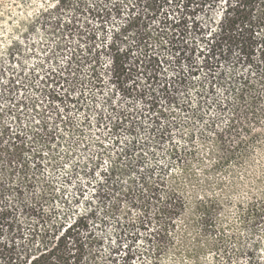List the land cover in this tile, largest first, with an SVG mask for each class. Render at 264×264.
Returning a JSON list of instances; mask_svg holds the SVG:
<instances>
[{"label": "rangeland", "instance_id": "rangeland-1", "mask_svg": "<svg viewBox=\"0 0 264 264\" xmlns=\"http://www.w3.org/2000/svg\"><path fill=\"white\" fill-rule=\"evenodd\" d=\"M214 1L195 15L204 29L216 28L234 4ZM150 6L155 13L145 18V0H0V264L27 245L54 246L61 229L81 216L87 226L76 228V236H96L94 264H264V223H240L247 207L264 201V72L230 59L222 62L226 84L202 94L208 82L199 50L207 46L199 35H178L182 1ZM96 7L103 18L90 15ZM129 7L158 35L146 51L133 29L114 34ZM171 39L188 53L178 66L170 62ZM112 44L128 67L127 74L119 68V79ZM151 54L168 58L155 80L142 66ZM191 62L199 67L194 75L187 73ZM179 71L185 82L173 83L165 102L159 83ZM243 75L262 95L254 113L241 112L231 129L233 139L256 136L245 157L214 137L233 117L227 82ZM152 93L167 113L157 125L148 105ZM14 146L28 162L26 175L14 169L17 156L8 159ZM110 169L116 174L98 185ZM143 180L166 188L150 197ZM44 188L51 201L38 199ZM171 188L187 199L184 209L165 202ZM219 230L237 233L238 256L226 260V251L213 250ZM235 246L229 241L226 249ZM128 248L133 256L125 259Z\"/></svg>", "mask_w": 264, "mask_h": 264}, {"label": "trees", "instance_id": "trees-1", "mask_svg": "<svg viewBox=\"0 0 264 264\" xmlns=\"http://www.w3.org/2000/svg\"><path fill=\"white\" fill-rule=\"evenodd\" d=\"M174 1H177L178 3L182 1L183 4V6H181L183 12L177 19V25L179 26V30H177L178 35L181 36V39L185 38L187 34L199 35L203 43L207 46L205 49L199 50L200 55L203 56L202 65H200V67L205 69V75L208 82L205 91L201 92L202 94L203 92H213L216 85L226 84L224 76L221 75L222 62L229 61L230 59H232L231 61L234 66L244 65L247 67H256L259 72H264V0H234V4L227 7L223 20H221L220 24L213 29H204L200 26L196 21L195 15L199 10L206 7V5H214V0ZM82 3H84V1H81L80 5H82ZM150 3H152V0H145V7L149 11L145 18H149L155 13L150 6ZM132 4L133 3L129 6H133ZM111 10L116 14H119L120 7L118 3H114ZM128 11L129 14L127 15L126 23L120 27L118 32H114V34L115 36L123 35L129 29H133L136 42L140 43L146 51L154 45L153 42H155L158 35L152 37L146 23H143L142 15L134 11L133 7H129ZM103 12L104 9L97 7L89 9L90 15L98 19L104 17ZM164 19L168 20L166 17ZM88 38L90 41L93 37L90 35ZM167 45L169 46V50L172 52L171 55L173 57L170 62L172 61L174 65L178 66L182 62V59H187L186 56H188V53L181 49L182 45L178 42L171 39L168 41ZM110 49L114 50L115 54L111 59L116 70V75L114 76L116 79H119L121 76L119 68L123 67L124 72L127 74L128 67L125 65L123 54L114 47V44L111 45ZM143 62L144 65L142 66H149L153 72L150 73V79L155 80L158 78L159 70L161 68L163 69V63L167 64L168 58L160 59L155 54H151L148 55V60H144ZM198 69L199 67L191 62L187 69V73L188 75H194ZM178 74L180 75L170 82L164 80L161 84L159 83L157 90L163 94L165 102H169L170 98H172L171 85L173 86V83L180 84L185 82L186 75L184 71H179ZM260 76L261 80L259 81V84H262L264 83L262 80L264 76L263 74ZM254 85H256V83H254L247 75H243L238 79H229L226 85V90L229 96H232L234 100L232 106L233 117L229 124L226 123L224 129H220L222 131L218 130L214 132L217 145L226 148L229 152H232L233 149H238L242 157L246 156L249 148L248 143H253V138L256 136H252L253 138L249 141L240 138V136L233 139L231 129L235 125V117L240 115L241 112H245V114L254 113L255 106L259 102L260 97H262L260 91L254 88ZM120 88L124 92L127 91V88L124 85H121ZM152 90L154 92L155 89ZM156 96V94L152 93V97L148 100L149 109L155 112L154 116H152V121L155 125L159 124V118H161V116L165 117L167 115L166 109H161L158 106ZM244 102L246 103L244 104ZM228 104H230L229 100L226 102V106ZM241 107H244L243 110ZM262 112L264 113V109H262ZM14 150V154L9 155L8 159L12 160L14 156H17L18 158L16 161L18 164L14 169L18 172H23L26 175L28 162L22 159L20 152L16 153V148ZM106 173H104L105 183L100 181L98 182V185L102 184V186H105V184L109 182L110 176L116 174L114 169H110L109 171L106 170ZM256 183H259V181H256ZM142 185L147 189L150 197L156 194L159 188H166L163 182L157 180L152 182L143 180ZM43 190L44 191L39 194L38 199L41 200L47 198L51 201L54 198L53 195L45 188ZM164 198L165 202L172 205L175 209H184L188 203L187 199L177 189L171 188L169 191H166ZM206 202L201 200L197 201L198 205H202L204 208L207 207V204L204 205ZM5 210L8 211L7 208ZM262 213H264V201H262L257 207H247L246 211L240 214V223L244 224L245 221L249 220L254 221V226L257 222L264 223V216ZM86 226L85 217L81 216L74 218L73 223H70L61 229L63 230V233L59 239H57L54 246L44 245L43 243H40L37 247H30L27 245L25 248H22V251H13L6 260L3 259V264H94L95 251L93 250V247L98 243L96 236L89 232V237L85 241L76 236V230L79 228H86ZM66 238L71 239L69 245ZM237 238V233L232 232L229 234L228 232H225V230H219L216 242L213 245V250L226 251V260L228 258L231 259L232 257H236L240 252L239 246H235ZM229 241L233 242L235 246L232 248L231 252L226 249ZM58 245L63 247L57 252ZM85 248L88 250L87 259L90 263L83 261L86 252ZM132 256L133 251L131 248H128L125 252L124 258L130 259Z\"/></svg>", "mask_w": 264, "mask_h": 264}]
</instances>
